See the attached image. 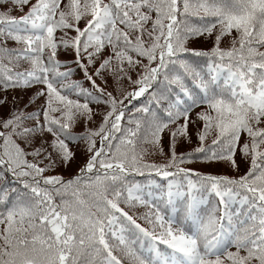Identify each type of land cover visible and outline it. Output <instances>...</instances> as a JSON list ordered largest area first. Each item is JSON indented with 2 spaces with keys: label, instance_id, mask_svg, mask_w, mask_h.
Returning a JSON list of instances; mask_svg holds the SVG:
<instances>
[{
  "label": "snow or ice",
  "instance_id": "1",
  "mask_svg": "<svg viewBox=\"0 0 264 264\" xmlns=\"http://www.w3.org/2000/svg\"><path fill=\"white\" fill-rule=\"evenodd\" d=\"M0 9V264H264V0ZM238 158L239 178L182 166Z\"/></svg>",
  "mask_w": 264,
  "mask_h": 264
},
{
  "label": "trees",
  "instance_id": "2",
  "mask_svg": "<svg viewBox=\"0 0 264 264\" xmlns=\"http://www.w3.org/2000/svg\"><path fill=\"white\" fill-rule=\"evenodd\" d=\"M33 3L36 2V0H32ZM65 2H67V0H65ZM27 8L24 9V12H20V11H13L11 12L10 14L13 15V16H16V17H19L20 15H23L24 13L27 12ZM0 11H4L3 9H0ZM80 27H84V22L81 21L80 23ZM150 27V25H149ZM71 35H75L74 32L70 33ZM57 35L59 36L60 33L59 31L57 32ZM233 35H235V32H233ZM230 42H231V37H225V39L222 41L221 43V47L223 48H228L230 47ZM15 47L17 48H22L24 47L23 45H14ZM191 47H194V48H197V49H200V50H209L211 47H212V44L210 41H203L199 44H192L190 45ZM57 58L59 60H61L62 62H71V56L69 54H66L63 52V50H61L59 53H58V56ZM30 68V64H28L27 62H22V69H28ZM64 69H61V71H63ZM131 76H132V79H136V72H132L131 73ZM73 79H82V76L80 75H77L75 77H73ZM99 83V81H98ZM123 83V87L128 90V91H131L133 90V86H131L128 81H124L122 82ZM112 84V80L111 78H109V85ZM87 86V85H85ZM43 87L42 85H37L35 88H32L29 90L28 92V95H31L33 92L36 91L37 88H41ZM109 90H112L111 87ZM114 94H117V93H114ZM25 99H27V96L25 97ZM42 103V101H41ZM125 103H127V101H125ZM133 103H136L135 101ZM39 105H36L34 107H38ZM32 109H30L31 111ZM201 109H197V111H199ZM99 120V118L97 117V121ZM96 125L95 124H92L90 125V127H95ZM85 130V124L83 122H81L75 129L74 131L77 132V133H80V132H83ZM209 143H211V139H209ZM198 142L195 140V138H193V142L191 144H188V143H183L180 145V147L178 148V152L179 153H186V152H191L193 151L196 147H198ZM74 147V150H75V146ZM145 147L147 148L148 150V155L145 156V162L146 163H165L167 161V157L160 154L159 152L156 151L155 148H153L152 146L150 145H145ZM163 151L165 153L168 152V145H167V133H165V136H164V146H163ZM87 159L86 156H84L83 154H81L79 156V162L81 164L84 163V161ZM237 163H240V167L239 169H236L234 167H230L228 165L227 162H219V163H215V164H212V165H209L207 163H204V162H201L200 160H196L195 162L193 163H190V164H186V165H182L183 167H188V168H191V169H194L195 171H198V172H201L203 174H209V173H212V174H221V175H227L229 177H232V178H239L241 175H243L246 171H247V167L248 165L246 163H241L239 158L237 160ZM59 174L61 175H64L66 178L68 176L71 175V173L67 172V171H59ZM136 179L138 181H143V177H140V176H137ZM59 199H57V203H59ZM212 203L214 204L215 203V198H212ZM121 207H123L125 209V211H129L130 214H134L135 216H141L143 215L146 211H148V209L144 208L143 206H140V205H137L136 208L134 209H129L126 205L124 204H121ZM2 210V209H0ZM138 223H140L143 227L145 228H150V225L147 224L144 220L140 219L137 221ZM117 228L119 227V225L116 226ZM126 235H129L126 233ZM113 243H115L114 241H112ZM233 251H235V249H232ZM116 254L119 256L120 255V252L119 250H117ZM125 264H128V261L127 259L125 258Z\"/></svg>",
  "mask_w": 264,
  "mask_h": 264
}]
</instances>
